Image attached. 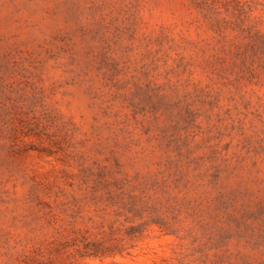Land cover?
<instances>
[{"label": "rangeland", "instance_id": "rangeland-1", "mask_svg": "<svg viewBox=\"0 0 264 264\" xmlns=\"http://www.w3.org/2000/svg\"><path fill=\"white\" fill-rule=\"evenodd\" d=\"M0 264H264V0H0Z\"/></svg>", "mask_w": 264, "mask_h": 264}]
</instances>
